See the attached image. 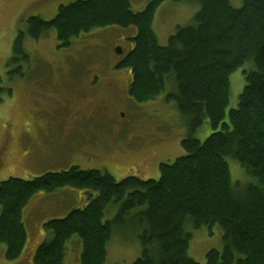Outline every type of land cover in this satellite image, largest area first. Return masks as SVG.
<instances>
[{
  "label": "trees",
  "instance_id": "1",
  "mask_svg": "<svg viewBox=\"0 0 264 264\" xmlns=\"http://www.w3.org/2000/svg\"><path fill=\"white\" fill-rule=\"evenodd\" d=\"M166 1L185 0H149L141 11H133L130 0H77L60 5L51 20L28 18L31 38L54 30L62 46L96 28L135 26L134 46L116 66L130 68V98L144 103L169 85L166 102L174 103L191 129L207 118L212 132L203 141L183 139L184 154L160 163L158 179L116 180L100 170L71 166L0 182V243L7 259L20 257L25 248L23 209L32 196L71 187L85 190L83 205L42 223L44 238L33 264H64L73 236L81 242L80 264H106L113 230L126 226L141 247L132 264H264V0H241L239 7L229 0H194L199 10L163 46L152 24ZM23 35L15 38L9 60V67L18 68L9 73L18 72L19 62H29ZM239 68L245 86L224 121L229 77ZM11 92L0 87V103ZM229 158L248 181H232ZM111 203L115 215L104 220ZM213 225L223 230V248L208 250L205 263L197 262L188 254L191 229Z\"/></svg>",
  "mask_w": 264,
  "mask_h": 264
},
{
  "label": "rangeland",
  "instance_id": "2",
  "mask_svg": "<svg viewBox=\"0 0 264 264\" xmlns=\"http://www.w3.org/2000/svg\"><path fill=\"white\" fill-rule=\"evenodd\" d=\"M75 1L0 0V87L12 91L0 103V145L6 143L0 182L10 177L31 179L71 166L100 170L116 180L127 176L158 179L160 163L173 162L184 154L183 139L193 137L203 141L212 132L210 122L205 118L199 127L191 129L174 103L166 102L169 85L153 100L137 103L130 98L127 92L130 68L116 66L134 46L135 26L96 28L74 37L69 46L59 44L54 30L38 40L28 35L30 16L51 20L60 5ZM148 1L130 0L131 8L141 11ZM229 1L233 6L241 4V0ZM198 10L194 0L164 2L152 24L158 43L165 46L169 35L178 26L189 24ZM21 32L29 62H19L18 72L9 73L18 68L9 67V60L15 38ZM118 47L121 54L116 51ZM111 82L114 91L108 100L116 115L110 116L106 123L97 116L86 119L81 110L95 105L103 90L109 95ZM229 82L224 121L228 119L229 109L237 107L245 86L243 68L231 73ZM57 102L72 109L80 108L81 125L59 128L57 121L67 116L59 107L54 108ZM227 162L232 181L236 184L248 181L237 161L229 158ZM84 191L62 187L34 194L23 209L25 248L20 257L9 260L5 245L0 243V264H33L35 249L44 238L42 223L82 206ZM116 210L115 204L108 205L104 220L112 219ZM133 231L130 226L113 230L106 264H132L139 256L141 247ZM191 232L188 254L197 262L205 263V254L210 249L222 250L223 230L219 225L191 229ZM71 240L66 246L64 264H80L81 242L77 236Z\"/></svg>",
  "mask_w": 264,
  "mask_h": 264
},
{
  "label": "flooded vegetation",
  "instance_id": "3",
  "mask_svg": "<svg viewBox=\"0 0 264 264\" xmlns=\"http://www.w3.org/2000/svg\"><path fill=\"white\" fill-rule=\"evenodd\" d=\"M110 86L111 87L109 88V95H107L106 90L105 91L103 90L102 91V97L98 101H96V104L89 106L85 110H81L80 108H75V109L73 108L72 109L70 106L68 107V105L64 106L62 104H58L59 102H57L54 105V108L59 107V109L62 112H64L67 116L66 118H63L62 120L57 121V123H56L57 126L61 125V126H59V128H64V126H68L69 129L74 128V126H80L81 123H80L79 116L81 115L80 114L81 111H83L85 113L84 115H85L86 119H92L93 117L97 116L98 118H100L102 120L103 123L108 122L110 119V116L112 117L113 115H116V113L112 109L111 105L109 104V100H108L109 96L112 95V93L114 91V82ZM63 123H65V124L63 125ZM68 128H66V129H68ZM5 147H6V143H5V145H0V167H2V164L6 159Z\"/></svg>",
  "mask_w": 264,
  "mask_h": 264
},
{
  "label": "water",
  "instance_id": "4",
  "mask_svg": "<svg viewBox=\"0 0 264 264\" xmlns=\"http://www.w3.org/2000/svg\"><path fill=\"white\" fill-rule=\"evenodd\" d=\"M116 51H117V53H122V49H121V47H118V48L116 49Z\"/></svg>",
  "mask_w": 264,
  "mask_h": 264
},
{
  "label": "crops",
  "instance_id": "5",
  "mask_svg": "<svg viewBox=\"0 0 264 264\" xmlns=\"http://www.w3.org/2000/svg\"><path fill=\"white\" fill-rule=\"evenodd\" d=\"M53 202H54V200H53ZM53 202H52V204H54V203H55V202H54V203H53Z\"/></svg>",
  "mask_w": 264,
  "mask_h": 264
}]
</instances>
